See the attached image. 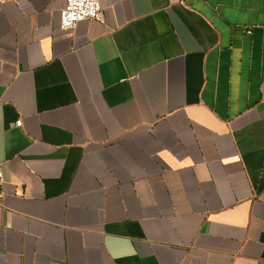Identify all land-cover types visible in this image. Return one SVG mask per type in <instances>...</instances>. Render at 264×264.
<instances>
[{
  "label": "crops",
  "instance_id": "0c3cea01",
  "mask_svg": "<svg viewBox=\"0 0 264 264\" xmlns=\"http://www.w3.org/2000/svg\"><path fill=\"white\" fill-rule=\"evenodd\" d=\"M100 2H0V264H264V0Z\"/></svg>",
  "mask_w": 264,
  "mask_h": 264
},
{
  "label": "built area",
  "instance_id": "2783aa9c",
  "mask_svg": "<svg viewBox=\"0 0 264 264\" xmlns=\"http://www.w3.org/2000/svg\"><path fill=\"white\" fill-rule=\"evenodd\" d=\"M12 1V0H0ZM189 0H169L170 4H187ZM101 12L100 0H64L59 12V24L62 29H73L77 22L84 19H94ZM250 33V31H248ZM20 121L16 125H20ZM3 173L0 170V199L2 197Z\"/></svg>",
  "mask_w": 264,
  "mask_h": 264
}]
</instances>
